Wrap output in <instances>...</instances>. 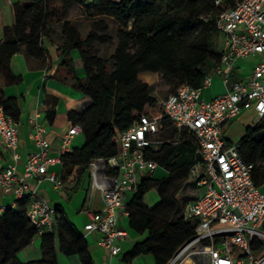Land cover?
I'll return each mask as SVG.
<instances>
[{
  "label": "trees",
  "instance_id": "1",
  "mask_svg": "<svg viewBox=\"0 0 264 264\" xmlns=\"http://www.w3.org/2000/svg\"><path fill=\"white\" fill-rule=\"evenodd\" d=\"M51 1L24 0L16 9L14 35L6 29L5 39L0 43V106L16 122L21 114L17 100L5 96V88L19 81L11 60L21 52L46 60L43 38L50 34L48 26L55 16L50 9ZM62 1L64 17L72 4H78L92 20L88 35L83 37L76 22L65 19L62 27L65 43L60 49L66 65L73 64L68 55L77 50L86 74L85 81H78V89L90 104L73 118L74 125L82 126L85 144L62 159L64 178L76 170L81 180L91 162L108 161L118 155L119 133L137 125L142 115L155 114L153 111L160 108V101L150 93L149 85L139 80L140 73L162 75L172 93L184 85L203 86L207 72L221 62L222 52L217 49L216 38L222 34L216 26L217 16L233 0L222 6H217L215 0H95L90 4ZM207 16L210 18L205 21ZM110 21L117 23L116 36L111 33ZM115 41L112 59L93 52L97 43ZM263 125L264 121L247 128L238 148L244 161L254 165L253 180L259 187L264 186ZM162 126V139L176 137L175 124L165 115ZM148 158L165 168L169 175L160 181L148 178L141 181L130 208V228L148 234L140 246L142 253H152L158 264H168L195 234L182 213L198 197L193 193L197 184L191 168L199 157L192 136L187 134L176 145L166 142L159 151L150 150ZM153 187H158L163 202L148 210L143 199ZM181 194L186 198L184 202L179 200ZM57 214L64 252L77 255L81 264H94L83 234L70 225L61 208H57ZM49 235L40 237L46 240ZM37 236V229L27 216L26 201H20L17 210L4 211L0 216V264H19L18 253Z\"/></svg>",
  "mask_w": 264,
  "mask_h": 264
},
{
  "label": "built area",
  "instance_id": "2",
  "mask_svg": "<svg viewBox=\"0 0 264 264\" xmlns=\"http://www.w3.org/2000/svg\"><path fill=\"white\" fill-rule=\"evenodd\" d=\"M69 1L90 4L95 0ZM226 1L215 3L222 6ZM216 26L225 38V47L220 64L207 72L203 86L184 85L161 100L158 114L142 115L137 125L119 133L116 157L96 159L88 167L91 190L100 191L104 207L88 212L83 236L98 234L99 246L111 257L121 253V242L129 237L120 226L121 218L130 215L126 197L137 193L143 174L150 175L159 168L148 158V152L158 151L166 142L176 145L190 134L199 157L191 168L198 197L185 207L182 216L195 234L168 264H264V193L253 180L254 165L245 162L239 145L225 137L227 125L245 111L252 110L264 120V0H233L217 16ZM250 57L258 58L251 71L231 82L237 62ZM214 76L223 79L226 92L205 100L203 91ZM164 115L178 130L174 139L161 138ZM17 126L0 106V141L14 157V162L0 172V198L14 195L16 201H26L28 219L42 236L52 232L58 214L40 196L39 187L45 182L56 189L66 187L50 168L62 164L83 129L73 125L54 156L51 144L41 137L45 130L36 124L31 137L38 150L29 155L23 173H19ZM8 208L1 207L0 214Z\"/></svg>",
  "mask_w": 264,
  "mask_h": 264
},
{
  "label": "crops",
  "instance_id": "3",
  "mask_svg": "<svg viewBox=\"0 0 264 264\" xmlns=\"http://www.w3.org/2000/svg\"><path fill=\"white\" fill-rule=\"evenodd\" d=\"M120 2L121 0H112ZM24 0H0V43L5 39V30L8 29L11 35H14L16 26V9L23 4ZM50 9L55 16L49 24L50 34L44 36L43 47L47 51L46 60H39L35 57L21 52L15 55L11 60L13 73L19 81L5 88V96L17 100L20 109V118L18 124L19 144L17 152L20 155L18 162V172L23 173L24 165L30 154L37 151L38 148L32 140V133L36 124L45 131L41 137L51 144V153L58 154L63 136L74 125V116L82 113L90 104L87 96L78 89V81H85L86 74L80 60L77 50H73L69 58H72L73 64L66 65L65 56L62 51L65 43L63 35V23L65 19L76 21L77 14L83 16V8L78 4H72L68 8V14L64 17L65 5L62 0H52ZM89 21H92L88 19ZM77 24V23H76ZM82 34L81 29L77 25ZM223 36V35H222ZM224 44H225V38ZM223 44V49L225 45ZM223 53V51H222ZM257 57L241 59L232 70L231 81H239L242 76L248 74L257 62ZM254 61V62H251ZM141 82L152 85L157 80V74L142 72L138 75ZM226 92L223 79L220 76H214L211 85L203 91L202 97L205 100H211ZM257 116L252 110L243 112L240 116L231 121L225 130L226 139L240 145L232 132L238 130L241 124L246 132L247 128H254L256 125L251 121H246L245 116ZM251 117V120H252ZM237 139V137H236ZM85 144L83 133L77 135L72 142V149H80ZM162 147V146H161ZM159 148V150L161 149ZM158 150V151H159ZM14 162L13 152L7 149L0 141V172L9 164ZM52 172L65 182L64 189H56L50 183H43L39 187V194L43 197L52 208H61L64 211L66 220L79 233H84V227L89 221L88 212H97L103 209L104 203L100 191L91 190V176L88 169L81 180L79 173L74 170L72 174L64 178L65 169L62 164L52 166ZM169 172L159 166V168L150 175L143 174V179H152L160 181L166 178ZM79 183V188L75 186ZM31 184L34 186V182ZM198 196V190L193 192ZM172 195V193L170 194ZM134 194H129L125 199V205L129 212ZM184 195H179V200L185 201ZM163 202L158 187H153L144 196L143 204L148 210H153ZM9 207L13 210L19 208V202L14 195H3L0 198V208ZM2 214H0L1 216ZM120 226L124 227L129 237L121 242V253L116 257H111L110 252L99 246V235L95 233L88 234L85 239L88 244L89 253L94 264H137L141 256H151L152 264H158L156 257L141 252V244L148 237L147 233L140 234L130 228L129 216H123L120 220ZM46 242V244L44 243ZM17 259L19 264H47L55 262L57 264H81L77 255L66 254L62 249L61 235L56 223L48 239L43 240L37 236L31 244L21 250ZM150 262H147L149 264Z\"/></svg>",
  "mask_w": 264,
  "mask_h": 264
},
{
  "label": "rangeland",
  "instance_id": "4",
  "mask_svg": "<svg viewBox=\"0 0 264 264\" xmlns=\"http://www.w3.org/2000/svg\"><path fill=\"white\" fill-rule=\"evenodd\" d=\"M82 15L83 16H79L77 14V16H76L77 18H76L75 22L79 26V29H81L82 36L86 37L89 33V30H90L91 21L88 20L90 18L86 16L84 10H83ZM110 27H111V31H112L111 33L114 36H116L117 29H118L117 23L115 21H110ZM216 43L218 45L217 49L220 52H222L224 50L223 49L224 39H223L222 35H219L216 38ZM116 46H117V41H115L112 44H99V43H97L94 46L93 52H96L102 58L112 59V57L115 54ZM251 62H254V61L251 60ZM110 68L111 69L113 68V62H111ZM231 82H233V81H231ZM149 87H150V93L154 97H156L159 101L166 99L169 95L172 94V92L170 91V88H169L168 84L166 83L165 79L163 78L162 75H159V74H157V80L151 86L149 85ZM153 112L155 114H158V112H160V108L158 107ZM251 117H252V115L249 114V116L246 115L244 118L246 121H251V124H253V125H258L264 121L263 118L258 117V116L252 117V120H251ZM237 129L238 130H236V133H235V131L232 132V137L235 138V140L237 142H240L244 138L246 132L244 130V127L241 124L238 125ZM236 137H237V139H236ZM261 190L264 193V186L261 187ZM141 257L142 258L137 260V262H138L137 264H147V262H150L149 264H152L151 256L145 255L144 257L143 256H141Z\"/></svg>",
  "mask_w": 264,
  "mask_h": 264
}]
</instances>
